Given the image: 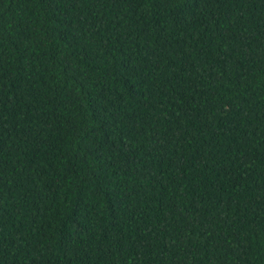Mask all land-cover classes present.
<instances>
[{
  "label": "trees",
  "instance_id": "trees-1",
  "mask_svg": "<svg viewBox=\"0 0 264 264\" xmlns=\"http://www.w3.org/2000/svg\"><path fill=\"white\" fill-rule=\"evenodd\" d=\"M0 264H264V0H0Z\"/></svg>",
  "mask_w": 264,
  "mask_h": 264
}]
</instances>
